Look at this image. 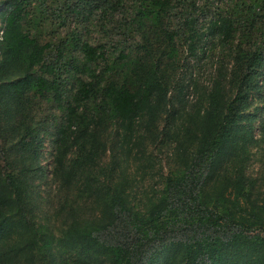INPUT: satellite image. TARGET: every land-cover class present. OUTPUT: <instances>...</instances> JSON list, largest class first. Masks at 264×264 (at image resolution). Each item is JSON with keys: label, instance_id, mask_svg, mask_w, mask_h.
<instances>
[{"label": "trees", "instance_id": "trees-1", "mask_svg": "<svg viewBox=\"0 0 264 264\" xmlns=\"http://www.w3.org/2000/svg\"><path fill=\"white\" fill-rule=\"evenodd\" d=\"M125 1L95 4L112 13ZM217 1L132 0L126 36L107 48L74 33L57 45L40 44L23 28L29 0H2L0 63L14 75L0 79V102L20 114L28 97L55 103L53 177L69 193L56 233L30 229L23 223L28 211L22 189L13 182L14 170L4 169L0 143V264H52L55 254L62 264H264L261 186L246 175V164L233 166L234 153H246L252 137L240 122L255 77L264 71V0H230L210 16L206 8ZM177 39L191 52L206 39L215 41L213 47L232 44L231 88L221 90L219 74L192 159L140 205L120 161L139 120L153 121L166 101L161 69L177 51ZM1 117L12 123L13 117ZM34 125L25 120L17 139L27 152L26 138L38 133Z\"/></svg>", "mask_w": 264, "mask_h": 264}, {"label": "rangeland", "instance_id": "rangeland-1", "mask_svg": "<svg viewBox=\"0 0 264 264\" xmlns=\"http://www.w3.org/2000/svg\"><path fill=\"white\" fill-rule=\"evenodd\" d=\"M132 0H126L120 12L104 13L95 2L98 0H29L26 7V21L23 28L34 36L40 44L51 42L57 45L74 33L92 44H105L111 48L118 38L126 36L125 29L130 20ZM2 0H0V3ZM94 3V7L89 8ZM230 0L212 2L206 8L210 16L217 15V8H223ZM93 5V4H92ZM74 12V13H73ZM83 16H87L84 18ZM203 19L198 28L203 30ZM133 33L127 37L133 36ZM208 39V38H207ZM206 39V40H207ZM202 40L196 51L188 50L184 39L175 41L174 54L162 68L163 79L169 87L166 101L151 122L145 119L136 124L131 142L125 147L120 166L129 183L135 202L145 204L148 199L161 192L168 177L180 170L192 159L201 135V117L209 109L208 94L214 87L219 74H223L221 90L229 92V68L232 64L229 44L213 47L215 41ZM53 51L47 54L51 60ZM1 59V58H0ZM223 66L220 68L219 66ZM10 68V69H9ZM14 75L11 67L0 63V79ZM227 76L226 78H224ZM227 79V80H226ZM255 87L251 89L248 106L241 119L242 129L251 134L246 153L233 155V166L246 164V175L261 186L260 198L264 196V71L255 77ZM68 83L67 86H69ZM17 113L13 105L0 102V143L4 150V169H12L13 182L20 187L24 196L28 218L23 222L30 229L56 233L61 220L60 209L69 189L61 186V180L53 177L54 144L53 129L58 115L53 101L44 97L26 98ZM18 114V115H17ZM13 117L12 123L1 117ZM25 115V116H24ZM35 124L38 133L27 137L29 153L18 146V138L24 136L23 122ZM11 123V124H10ZM11 130L14 126L15 129ZM19 128V130H18ZM115 125L110 130H114ZM241 129V130H242ZM18 130V131H17ZM111 132L104 139L111 140ZM18 139V140H17ZM76 147L67 154V163L74 158ZM240 151V150H239ZM28 153V154H27ZM43 172L37 171L34 159ZM110 161V155L101 159L102 169ZM35 163V164H34ZM33 164V165H32ZM32 165V166H31ZM31 166V169H26ZM100 180H104L100 178ZM256 196V194H254ZM14 215L19 217L16 211ZM22 223V224H23ZM21 235L20 231L15 236ZM27 264V263H25ZM37 264H43L38 262ZM52 264H62L55 254Z\"/></svg>", "mask_w": 264, "mask_h": 264}]
</instances>
